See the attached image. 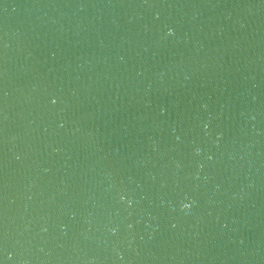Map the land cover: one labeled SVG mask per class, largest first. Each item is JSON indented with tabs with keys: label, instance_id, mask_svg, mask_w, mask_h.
Segmentation results:
<instances>
[{
	"label": "water",
	"instance_id": "obj_1",
	"mask_svg": "<svg viewBox=\"0 0 264 264\" xmlns=\"http://www.w3.org/2000/svg\"><path fill=\"white\" fill-rule=\"evenodd\" d=\"M0 261L264 264V0H0Z\"/></svg>",
	"mask_w": 264,
	"mask_h": 264
},
{
	"label": "clouds",
	"instance_id": "obj_2",
	"mask_svg": "<svg viewBox=\"0 0 264 264\" xmlns=\"http://www.w3.org/2000/svg\"><path fill=\"white\" fill-rule=\"evenodd\" d=\"M167 35L171 34V29H169V32L166 33ZM182 209H187L188 208V205L187 204H183L182 206Z\"/></svg>",
	"mask_w": 264,
	"mask_h": 264
},
{
	"label": "snow or ice",
	"instance_id": "obj_3",
	"mask_svg": "<svg viewBox=\"0 0 264 264\" xmlns=\"http://www.w3.org/2000/svg\"><path fill=\"white\" fill-rule=\"evenodd\" d=\"M170 35V34H169ZM53 103H55V101H53ZM0 264H3V262L2 261H0Z\"/></svg>",
	"mask_w": 264,
	"mask_h": 264
}]
</instances>
